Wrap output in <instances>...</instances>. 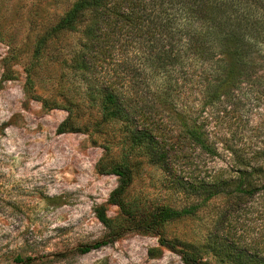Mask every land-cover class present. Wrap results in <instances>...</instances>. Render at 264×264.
Returning <instances> with one entry per match:
<instances>
[{"label": "rangeland", "instance_id": "1", "mask_svg": "<svg viewBox=\"0 0 264 264\" xmlns=\"http://www.w3.org/2000/svg\"><path fill=\"white\" fill-rule=\"evenodd\" d=\"M71 2L0 0V264H191L181 251L236 264L227 253L240 248L264 257V194L237 222L228 212L221 221L232 197L191 193L182 185L187 174L152 162L125 123L102 121L70 62L80 31L39 42ZM212 129L226 145L264 148V104L228 113ZM220 147L219 156L194 162L211 172L228 168L231 156ZM116 163L131 172L118 196L123 208L110 201ZM189 205H197L192 214L147 226L157 207Z\"/></svg>", "mask_w": 264, "mask_h": 264}, {"label": "trees", "instance_id": "2", "mask_svg": "<svg viewBox=\"0 0 264 264\" xmlns=\"http://www.w3.org/2000/svg\"><path fill=\"white\" fill-rule=\"evenodd\" d=\"M60 31H80L70 62L102 121L125 123L129 140L152 162L187 174L182 185L191 193L232 197L221 221L230 214L237 222L264 194V148L226 145L212 129L228 113L264 104V0H72L39 42ZM219 146L231 156L229 167L200 169L195 157L215 158ZM110 171L119 178L110 201L123 208L118 196L130 169L116 163ZM196 207H157L147 226L157 230ZM160 243L174 248L163 237ZM181 252L186 263L210 264ZM227 254L236 264H264L255 251Z\"/></svg>", "mask_w": 264, "mask_h": 264}]
</instances>
